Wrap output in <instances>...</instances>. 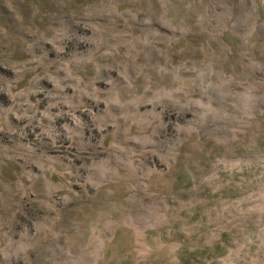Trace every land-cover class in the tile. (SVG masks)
I'll return each mask as SVG.
<instances>
[{
  "label": "rangeland",
  "instance_id": "obj_1",
  "mask_svg": "<svg viewBox=\"0 0 264 264\" xmlns=\"http://www.w3.org/2000/svg\"><path fill=\"white\" fill-rule=\"evenodd\" d=\"M0 264H264V0H0Z\"/></svg>",
  "mask_w": 264,
  "mask_h": 264
}]
</instances>
